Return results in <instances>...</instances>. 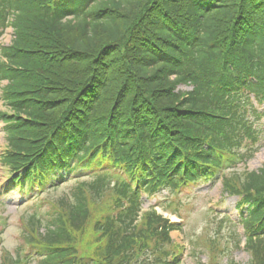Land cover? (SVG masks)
Returning a JSON list of instances; mask_svg holds the SVG:
<instances>
[{
  "label": "trees",
  "instance_id": "obj_1",
  "mask_svg": "<svg viewBox=\"0 0 264 264\" xmlns=\"http://www.w3.org/2000/svg\"><path fill=\"white\" fill-rule=\"evenodd\" d=\"M8 25L10 183L29 197L90 179L63 215L30 217L0 264H179L177 224L142 197L219 177L238 197L246 264H264V164L233 171L263 133L264 0H0V36Z\"/></svg>",
  "mask_w": 264,
  "mask_h": 264
},
{
  "label": "rangeland",
  "instance_id": "obj_2",
  "mask_svg": "<svg viewBox=\"0 0 264 264\" xmlns=\"http://www.w3.org/2000/svg\"><path fill=\"white\" fill-rule=\"evenodd\" d=\"M4 39V38H3ZM10 39L7 33L4 42ZM2 41V40H1ZM3 42V41H2ZM179 91H189L190 86L179 85ZM0 111H4L0 99ZM256 126L263 130L259 141L245 144L242 150L252 148L251 156L238 162L235 169L225 172L256 170L264 164V117ZM6 146L3 123L0 121V154ZM11 176L0 163V253L1 250L13 253L18 245H23V237L29 233L30 217L45 223L53 214H64L67 201H70L74 191L82 181H88L89 176L71 179L56 189H48L35 193L27 199L22 198L14 189ZM222 181H200L190 184L177 191L161 190L155 196L143 197V210L155 209L157 213L177 222L170 231L173 244L180 248L179 264H197L198 261L217 262L221 264H246L249 255L243 247V230L237 208L238 198L224 192ZM84 188L83 186H81ZM105 195L103 200H90L92 219L101 215L106 208ZM36 220L33 221V223ZM43 227L39 229L42 232ZM35 237V232H32ZM86 235L91 236V229ZM25 246V245H23ZM168 248V246H167ZM174 254L177 251L174 248Z\"/></svg>",
  "mask_w": 264,
  "mask_h": 264
}]
</instances>
